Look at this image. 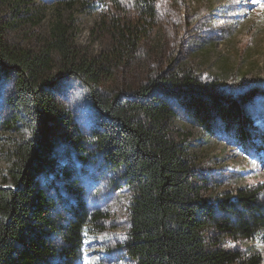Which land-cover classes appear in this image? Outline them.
I'll use <instances>...</instances> for the list:
<instances>
[{
	"label": "trees",
	"instance_id": "1",
	"mask_svg": "<svg viewBox=\"0 0 264 264\" xmlns=\"http://www.w3.org/2000/svg\"><path fill=\"white\" fill-rule=\"evenodd\" d=\"M111 1L119 6L121 0ZM130 1L150 19L160 0ZM36 2L0 0L11 15L10 21L0 16V70L13 81L0 127L20 136L8 140L7 179L0 186V264H79L85 233L103 217L87 209L81 186L92 170L130 193L123 248L133 264H264L256 249L264 244V185L237 186L204 199L202 183L171 129L178 110L203 132L258 154L264 132L248 110L257 92L226 95L188 68L148 71L125 92L102 91L101 77L111 76L110 69L80 55L61 20L50 26V38L38 53L9 40L19 28L20 8L27 13ZM120 16L124 19L107 29L110 61L114 69L128 67L132 73L140 34L125 12ZM51 54L93 86L94 124L87 131L75 127L53 96L47 75Z\"/></svg>",
	"mask_w": 264,
	"mask_h": 264
},
{
	"label": "rangeland",
	"instance_id": "2",
	"mask_svg": "<svg viewBox=\"0 0 264 264\" xmlns=\"http://www.w3.org/2000/svg\"><path fill=\"white\" fill-rule=\"evenodd\" d=\"M119 2L118 6L111 0H37L27 13H22L27 8H20L19 28L10 32L9 40L38 53L50 38V26L61 20L69 28L74 49L94 58L97 67L110 69L111 76L101 77L100 90L125 92L127 84L141 80L148 71L171 74L188 68L200 81L215 82L226 95L241 97L256 91L248 110L264 132V0H160L150 19L134 11L130 0ZM122 12L140 34L139 53L131 59L132 73L128 67L114 69L110 61L113 43L107 29L115 19H124ZM0 16L11 19L3 4ZM51 56L47 75L53 96L75 127L87 131L94 124L89 98L93 86L69 73L55 54ZM12 94V76L0 70V120L7 117V99ZM171 129L202 183L204 199L237 186L264 185V150L258 154L243 151L216 134L203 132L178 110ZM14 138H20L19 134L0 127V186L9 167L7 143ZM81 186L87 209L103 217L85 233L78 263L133 264L123 248L130 227L129 191L100 170L87 172ZM237 246L249 248V244ZM256 249L264 261V244Z\"/></svg>",
	"mask_w": 264,
	"mask_h": 264
},
{
	"label": "snow or ice",
	"instance_id": "3",
	"mask_svg": "<svg viewBox=\"0 0 264 264\" xmlns=\"http://www.w3.org/2000/svg\"><path fill=\"white\" fill-rule=\"evenodd\" d=\"M262 6H264V5H262Z\"/></svg>",
	"mask_w": 264,
	"mask_h": 264
}]
</instances>
